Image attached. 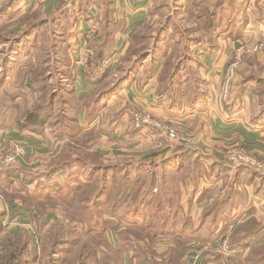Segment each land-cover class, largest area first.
I'll return each instance as SVG.
<instances>
[{
  "label": "crops",
  "instance_id": "1",
  "mask_svg": "<svg viewBox=\"0 0 264 264\" xmlns=\"http://www.w3.org/2000/svg\"><path fill=\"white\" fill-rule=\"evenodd\" d=\"M160 1L22 0L14 11L21 19L38 8L41 9L39 11L45 8L46 14L54 8L59 9L54 12L53 17L60 18L65 28L68 25L66 39L73 38L76 22L81 25V30L80 27L77 29L80 32L75 31L77 36L73 43L67 40L74 50H69L68 53L70 54L71 51L72 55H76L70 57L69 72L72 76L71 88L74 89L75 96L88 99L94 95L97 87L90 82L86 74L87 61L95 53V50L89 49L88 46L93 41L102 42L101 24L106 2L114 9V20L126 25V30L116 35L113 45L114 55L110 66L115 70L131 47L129 39L131 32L155 22L171 23L169 22L171 14H166L167 17L157 16L155 10L164 7L160 5ZM187 1L169 0L167 3L168 5L171 3L169 11H178V8ZM255 1L252 0L248 8V14L252 16L251 23L239 40L221 37L214 44L196 43L188 47L185 61L193 62L194 71L197 73V77L194 74V78L197 82L195 79L186 81L187 77L181 82L184 85L191 83L190 88L195 86L196 94L191 91L192 97H188L186 91V95L170 96L167 89L175 85V80L168 86L164 85L162 63L167 52L165 45L176 35L172 31L174 27L171 23L169 30L167 28L168 31L161 36V49L153 51L155 54L151 53L145 58L134 69L129 81L125 82L114 95L101 99L102 109L99 113L90 116L87 108L82 107L77 117L78 125L83 128L81 142L75 143L68 135H57L49 129L43 134L26 130L1 131V150L14 149L17 146L24 150V156L16 165L24 173L39 175L58 163L68 170L52 178L35 180L29 186L31 193L35 194L38 183H45L47 190L41 189L39 193L43 195V200L44 196L51 200L63 186L65 191H68L67 186L72 189L75 181L87 183L83 179L85 174H82V171L89 173L93 168L100 169L103 174L102 169L105 166L118 165L136 170L143 165L146 178L152 175L155 181L164 183L166 170L174 171L183 166L178 175H184V168H187L188 175L185 176V180L178 182L175 190L171 192L177 201L175 208H169L166 201L159 203L161 206L158 207L150 202L148 207L143 209L132 210L124 206L118 212L119 220H112L115 222L111 228L109 226L105 228L102 224L97 226L100 231L105 229L103 239L107 246L118 247L121 232L134 227L136 221L151 217L157 230L160 222L169 219L170 224L164 230L181 233L178 242L170 237H162L151 244H148L147 237L140 241L141 245H147L154 250L159 261L165 259L170 249L178 248L183 253L180 264H245L253 248L264 244V239L259 242L254 239V234L261 226L264 227V176L253 169L232 167L224 161V156L231 148L243 146L254 156L264 157V115H261L260 96L255 93L258 85L252 83L250 89H246L240 97V82L245 76L257 73L260 78H264V54L257 55L260 68L244 60L229 96L224 98L222 91L235 52L243 44L252 45L264 40V5ZM8 2L9 0H0V9ZM24 6L29 9L22 10ZM172 6H174L173 10ZM29 11L31 12L28 13ZM11 13L12 11H9L0 16V27L7 23L9 19L7 16ZM1 17L6 21L3 22ZM18 27L19 23L11 31H17ZM77 40L81 43L77 44ZM78 45L81 46L82 57L75 51ZM108 67L109 63L105 62L102 69ZM180 69L181 66L176 71ZM183 72L184 70L181 75ZM120 78V73L114 74L112 82L115 83ZM180 78L181 76L178 80ZM138 113L149 115L162 127L155 124L137 127L134 116ZM166 126L175 129L190 142L183 143L169 139L164 134ZM69 146H73L72 149L76 148V152L96 154L100 163H87L83 159L85 156L81 154L73 152L67 154ZM183 156L187 159H182ZM90 159L93 157L86 158V160ZM134 175L132 173V179ZM156 189H152L150 198H154L153 190ZM161 198L164 200L167 198L164 191ZM216 203L221 204L217 221L214 224L211 221V224L203 226L201 231L202 229L199 228L204 210ZM1 213L5 217L3 226L6 233L0 238V252L8 236L25 229L32 234V249L38 253L36 263L43 264L46 256L44 254L40 256L37 232L40 229H47L52 224L48 223V220L54 217L55 212L49 209L45 219L40 221L35 216L36 213L31 214L24 203L14 201L5 205ZM206 230L215 233L226 232L227 235L224 238L209 240L204 235ZM238 232L254 243L243 252L229 255L228 240L232 234ZM106 244L100 246L106 247ZM97 253L99 259L107 255L102 250H98ZM133 255L132 250L128 251L125 254L124 264H134ZM146 260L147 257L142 258V263L144 264Z\"/></svg>",
  "mask_w": 264,
  "mask_h": 264
},
{
  "label": "trees",
  "instance_id": "2",
  "mask_svg": "<svg viewBox=\"0 0 264 264\" xmlns=\"http://www.w3.org/2000/svg\"><path fill=\"white\" fill-rule=\"evenodd\" d=\"M22 0H9V2L0 9V16L12 11L11 18H14L0 27V48L4 46L7 42V36L15 26L20 23L21 19L17 18L15 13L16 6ZM252 0H189L185 5L178 8V11L182 14H186L188 17L173 15L170 17L169 22L172 23L174 30L179 31V23L181 20L189 19L196 21V25L193 27H185L186 31L183 35L187 33H193L195 38H197L196 43H204L203 37H198L197 34L204 32L206 33L210 40H217L218 38H232L234 40H239L246 30V28L251 23V14H248V7L251 5ZM256 3L262 2L264 5V0H256ZM163 7H159L155 10L158 14H161ZM175 11V12H178ZM114 9L109 6L106 2L105 13L103 21L101 24L102 29V42H91L88 46L89 49H94V56L90 57L87 61L86 74L90 79V82L96 84V90L91 98H77L74 94V89L72 88L69 95L71 98L69 100L65 99L66 91L63 89H53L49 83L47 76H44L45 72L43 67H34L31 63L32 60L28 52H25L23 56H17L6 63L9 65L6 67L4 72L0 70V130L5 131L6 129L18 130V131H30L35 134H43L45 130H52L57 135L66 134L75 143H79L82 140L83 128L78 125L79 121L77 119L78 114L82 107L87 108L90 116H94L99 113L102 109L100 103L102 98L111 97L120 88L123 87L124 83L129 81L133 74L134 69H136L151 53L155 54L156 50H160L161 36L167 31V25L165 21H161L156 25L158 28L156 34L154 35L150 32L151 24H147L141 28H138L130 33L129 39L131 42V47L123 57L119 67L117 69H112V58L114 55L113 45L115 42V37L119 32H124L126 30V25L123 22H116L113 18ZM171 12V11H170ZM174 12V11H173ZM261 13V10H259ZM170 14V13H169ZM16 17V18H15ZM175 17V18H173ZM2 18V17H1ZM10 18V19H11ZM9 20V19H8ZM170 23V24H171ZM68 25L66 31L68 30ZM31 36L33 39L36 37V32L31 31ZM154 41V52L150 51V42ZM181 42H186V39L181 38ZM62 45V43H60ZM212 44V43H211ZM189 47V46H188ZM186 46L184 48L183 59L186 58V52L188 50ZM58 51V50H56ZM23 57V58H22ZM169 56L167 53L164 54V58L167 59ZM180 58V57H179ZM178 58V59H179ZM134 59V61H133ZM133 61L130 68L125 70V75L121 77L117 82L113 83L112 78L114 74H121L122 66H125L126 62ZM109 63V67L102 69L104 63ZM181 62V61H180ZM179 62V63H180ZM246 62L252 66L256 65L260 68L258 62L255 60L246 59ZM178 63V64H179ZM177 64V66H178ZM67 65V64H66ZM69 66V64H68ZM171 71L173 81L176 76V69ZM70 79V78H67ZM93 79V81H92ZM252 83L258 85L255 89V93L260 96V106L261 115H264V78H260L257 73H251L245 76L240 82V97L243 96L246 89H250ZM31 96L35 99L32 108L27 109L24 113L19 112V105L16 104L21 99H25V96ZM61 100V101H59ZM59 102V103H58ZM67 104V108H63L64 104ZM19 104V103H18ZM61 104V105H60ZM61 108V109H58ZM21 109V107H20ZM69 115V116H68ZM0 131V132H1ZM65 136V135H62ZM182 159H187V157H182ZM183 169L179 167L174 171L166 170V176H164V193L166 198V203L169 208H175L176 199L171 195V192L175 190L176 185L187 173V168H184V175H178ZM16 170V171H15ZM20 168L17 166L8 167V169L0 170V183L3 187H8L12 182L18 181L27 194L25 195L24 204L28 199L31 201L32 206L41 205L45 206V202L49 200L45 198L43 200V195H41L40 188L44 187L42 190H47V185L39 184L37 185L35 194L28 191L29 186L35 181L41 178H52L53 176L68 172L67 168L60 166V164H55L50 169L42 172L39 175L26 174L20 175ZM102 181L103 186L101 187V195L98 193L94 196L96 198L94 207L103 206V222L95 223L94 215L90 212L88 203L84 205V208L80 209V215L83 218H87L91 223L85 222L77 219L72 220L68 228L62 225H51V228L46 231L48 234L44 236V247L43 252L46 248L52 246L53 249L59 247H67L65 249L64 257H67L66 263L68 264H124L125 254L132 250L134 252V264H143L142 258L147 257L144 264H180L183 258V253L180 252L178 248H172L168 251L165 259L159 261L152 248L147 245H141V239L147 237L148 244L155 242L162 237H170L172 239L178 240L181 237V233L166 232L164 229L170 224L169 219L159 223V228L155 230L154 222L151 217H147L140 221L135 222L134 227H130L127 230L121 232L120 235V245L118 247H112L111 252L106 255V257L98 258V253L96 249L102 241L97 240L96 237H103L105 234V229L100 231L97 226L99 224L104 225L106 228L114 219L119 220L118 212L130 201V193L132 188L139 184V181H133L132 179V169L125 166H105L103 169ZM20 173H19V172ZM136 171L138 174L140 172L144 173L145 169L143 165L139 166ZM92 177V175H91ZM146 180L145 188L143 189V202L150 199L151 192L155 183V177L149 175ZM76 184H84L83 181L78 180ZM86 184V183H85ZM89 184V183H88ZM87 185H81L85 188ZM132 187V188H131ZM78 188V186H77ZM72 189L68 190L71 191ZM43 191V192H44ZM19 193V192H18ZM40 196H38L39 194ZM78 190L72 194L63 195L62 199L72 200L77 198L82 200L83 204L87 201L85 195H77ZM75 194V195H74ZM74 195V196H73ZM37 197H40L37 199ZM61 197V195H56V199ZM51 199V200H52ZM44 205V206H43ZM38 206V207H41ZM220 203L209 206L204 210L201 219V227L214 224L217 221V216L220 213ZM46 207V206H45ZM223 208V206H222ZM76 214L77 211L73 210ZM100 215V214H99ZM73 219V218H72ZM4 232L3 227L0 223V237ZM205 237L209 240L224 238L227 233L219 232L215 233L212 230L204 231ZM238 232L237 234H232L230 240L227 243L228 254H235L236 252L244 251L249 248L254 242L244 237ZM45 234V233H44ZM255 238L259 242L264 239V227L261 226L259 230L254 234ZM178 242V241H177ZM0 252V264H35L38 260L37 253L32 249V234L25 230L20 229L16 234L10 235L5 239ZM111 247V246H110ZM55 250V249H54ZM52 250V251H54ZM31 253L29 254V252ZM49 251L48 259L51 260L49 264H62L63 258L55 257L50 254ZM53 257V258H52ZM245 264H264V244L255 246L253 248L252 254L246 260Z\"/></svg>",
  "mask_w": 264,
  "mask_h": 264
},
{
  "label": "rangeland",
  "instance_id": "3",
  "mask_svg": "<svg viewBox=\"0 0 264 264\" xmlns=\"http://www.w3.org/2000/svg\"><path fill=\"white\" fill-rule=\"evenodd\" d=\"M168 1L169 0H161L160 1V5H164V7H163L164 9L161 11L162 13L159 14L160 17H167L166 14H169V13L171 14V16L176 14L179 16L188 17L185 13L182 14L180 9L178 12H175V11L170 12L169 10H170L171 3L168 5L167 4ZM173 8H174V6L171 7L172 10H173ZM28 9H29V7H27V6L22 7V10H28ZM39 10H41V9H39V8L35 9V11H32L33 13L28 14L27 16H23L21 18L20 23H19L18 30L17 31H15V30L11 31V33H9V36H7V42H5L6 44L0 48V70H2L1 72H4L5 68L6 67L8 68V66H9L8 64L10 63V60L12 58H15V57L21 56V55L23 56V54L25 52H28L29 55H31L30 59L32 60L31 63L34 65V67H43V70L45 72L44 76H47L48 80L50 79L49 83L51 85V88L58 89L61 87V89H63L64 91L67 90L68 93H66L65 99L68 98L67 100H69V98H71V96L69 95V92H71V90H72V88H71V77L72 76H71V73L69 72L70 68H69L68 64H70V62H71L70 57L73 53L71 51H70V54L68 53L69 50H73V48H71V45L69 44L70 43L69 41H71L73 43L74 38H76V36H77L75 34V31L80 32L77 29L80 27V30H81V25L78 22H76V24L74 26L75 31L73 34V38L72 39H66L65 34L67 31L65 28V24H63L61 22L60 18H57L56 16L53 17L54 12L58 11L59 9L54 8L51 10V12L49 14H46L44 12L45 8L43 11H39ZM30 12L31 11H29L28 13H30ZM157 16H158V14H157ZM7 17L9 18L8 21L14 19V18H11V16H9V14ZM2 21L5 22L6 19L2 18ZM158 23L159 22H155L153 24H158ZM170 25L171 24L167 25L168 30L170 28ZM195 25H196V21H194V20H189V19L181 20L179 23V26H180L179 31H178V29L177 30L172 29V31H174L176 35L173 36L170 41H168L167 45H165L166 50H167L166 53L169 56L167 59H165L163 57L164 62L162 63L163 64L162 75H163L165 86H168L170 84V82H172L171 81L172 78H170L171 71H173L175 69V65L177 66V64L181 61L177 66V68L179 66H181V69L178 72L175 71V72H177L176 76L173 79V81L175 80L174 81L175 85L173 84V87H169V89H167L168 94L170 96H181L182 94L183 95L187 94L188 97H192V92L194 94H196V91L194 89L195 86L193 88H190L189 85L191 83L184 85L183 82H181L183 79H186V77H187L186 81H190V79L196 80V78H194V77L195 76L197 77V75H196L197 73L194 71L195 68L193 66V62L185 61L186 58L183 59V57H182L184 54V51H183L184 48L186 46L191 47L193 44H196V41H197V38H195L193 33H187V34L183 35L186 31L185 27H183V26L191 28ZM150 28H152V29H150L151 34L154 35V37H156L157 36L156 32H157L158 28H156V25H152V26H150ZM32 30L34 32H36V34H37L34 39H33V36L30 35ZM197 35H198V37L204 38L203 42L205 44H211V43L214 44V42L216 41L215 39L210 40L209 36L204 32H201ZM181 38L186 39V42H181ZM67 40H69V41H67ZM259 42L264 43V40H262V41L260 40ZM60 43H62V45ZM79 43H81V42L79 40H77V44H79ZM153 45H154V41L150 42L149 47H151L150 51H152V52L155 51L154 48L152 47ZM56 50H58V51H56ZM75 51H77V54L79 55L80 51H81V46L78 45V47ZM82 54H83V51H82ZM259 54H264V52L246 54L242 59V61H243L242 64L244 63V60L246 62V59H249V61L250 60H253V61L256 60L257 61V55H259ZM186 55H188V51H187ZM74 56L76 57V55L73 54L72 57H74ZM80 57H82L81 54H80ZM6 61H8V64L6 63ZM133 61H134V59H133ZM133 61L126 62L125 66H122L123 71L121 72V77H123L125 75V73H124L125 70H127L128 68L131 67V65L133 64ZM229 66H230V64H229ZM239 68L237 69V71L235 73V77L232 81L231 88H232V86H233V84H234V82L238 76ZM182 70H184V72L181 75ZM228 71H229V67L227 70L226 77L224 79L223 90H224L226 78L228 76ZM194 74H195V76H194ZM180 76H181V78H180V80H178ZM67 78H70V79H67ZM196 82H197V80H196ZM185 91H186V94H185ZM222 96L224 97L223 91H222ZM24 98L25 99H21L18 102H16V104L19 105L20 114H21V112L24 113L27 109L32 108V106L35 102V99L31 96L26 95ZM59 101H61V100H59ZM20 107H21V109H20ZM63 108H65V109L67 108L66 103L64 104ZM58 109H61V108L58 107ZM103 115L105 117V114H103ZM136 115L141 117L142 114L138 113ZM135 116H134V120H135ZM144 117H149L152 122L149 124H145L144 122L137 123L136 121H134L136 123L137 127H141V126H145V125H154V124L158 127H162V125L155 123L154 120L149 115H145ZM105 120H106V118H104V121ZM169 128H171V127H169ZM171 129H173V128H171ZM6 130H11V129H6ZM180 136H182V135H180ZM187 142H190V141H187ZM72 148H73V146H69L68 151H66L67 154L72 153V152L74 154L75 153L81 154L82 156L83 155L85 156V158L83 157V159L87 163H93V164L100 163L99 158H97L96 154H91V153L85 152V151L84 152H80V151L76 152L75 151L76 148H74V149H72ZM238 149H240L239 146L233 147L229 151H234V150H238ZM0 151H1V149H0ZM248 153H249L250 157H252V158L254 157V159L256 158L259 160H264V157L254 156V154L250 153L249 150H248ZM24 154H25V152L23 150V155L20 157V159L24 156ZM67 154H66V156H67ZM226 154L224 156V161H226V159H225ZM88 157H93V159L86 160V158H88ZM19 160L17 161V163L13 164L12 166L15 167L19 163ZM9 167H11V166H9ZM232 167H235V166H232ZM239 167L252 169L250 167L243 166V165H241ZM235 168H237V167H235ZM2 169H8V167H0V170H2ZM99 170L100 169H94L93 168V169H90L89 173H88V171H82L83 172L82 174H85V177L83 179L86 180L87 183L79 185V184H76L78 182L75 181L73 186H72V190L69 192L65 191L64 186H63L62 188H60V191H57V194H56V195H61V197H58L57 199L47 200L44 203L46 207L44 205H43L44 207H42L41 205L32 206L31 201H29L28 199L26 200L24 205H26L30 209L31 214L36 213L35 216H37L40 221H43L45 219V216L48 214L49 209L52 210L53 212H55V215H54V217H51L50 220H48V223H52L51 225H59L60 224L63 227L68 228L67 225H69L70 222H72V220L75 221L76 219H77V222H79L78 220H82V221L91 223L90 221H92V220H89L87 218H83L80 215L81 214L80 209L84 208L85 207L84 205H86L88 203V207L90 209V212L93 213V215H94L93 224L101 223V222H103V215H102V213L104 211L103 206L98 205L99 207H96V208L94 207V203L96 200V198H94V196L97 195L98 193H100V195H101V187L103 186L102 172H100ZM146 170H148V169H146ZM151 170H153V169H151ZM253 170H255V169H253ZM19 171L18 172L20 173V175L18 174V177L19 176L21 177V175L25 176L27 174V173H24L22 171V169ZM132 171H133V174H135L133 177V179H134L133 181L134 182L139 181V184H136V186L133 188L131 187L132 192L130 193V197H129L130 201H128V203L125 205V207L126 208L128 207L132 210L137 209V208L143 209L145 207H148V204L150 202H152V204L156 207L161 206V205H159V203L166 201L163 198H161V194L163 193L162 190L164 189V183L155 181L153 188H157V189L155 191L153 190L154 198L152 197V198L147 199L146 201L143 202L142 192H143V189L145 188L146 183L149 181L146 180V176H145L146 174H144L142 172H140L141 174H138V172H134V171H136L135 169H132ZM69 174H70V171H69ZM91 175H92V177H90ZM187 175H188V171L185 174V176H187ZM261 175H263V174H261ZM185 176L180 181L185 180ZM88 182H90V183L88 184ZM87 184H88V186H86L85 188H83L81 186V185H87ZM77 186H78V188H77ZM67 188H68V190L70 189L69 186H67ZM41 189H43V188L41 187L40 190ZM77 190H78L77 195H79V196L85 195L84 199H87V201L84 204H83L82 200L77 199V198H73L72 200L62 199V196L65 195V193L66 194H69V193L72 194ZM28 191H30L29 188H28ZM161 191H162V193H161ZM25 195H27V194H25V191L23 189L21 190V186L18 183V181L12 182L11 185L8 187H3V186H1V183H0V223L4 229V232L2 234L3 237H4V234L6 233L5 232L6 230L3 226V223H4L3 218L5 219V217L1 213L3 207H5V205H7L10 202L14 203V201H16L20 204H23L24 199H25ZM38 206H41V207H38ZM73 210L77 211V214ZM113 222H115V221H112L109 224V228L112 227ZM79 224H81V223L79 222ZM51 225L49 227H47V229H40V231L37 232V245H38L39 251L41 252L40 256L43 254L46 256V261L43 264H49V262L51 261L47 258L50 250H51L50 254L54 253L55 257L58 256L55 259H58L59 257L60 258L64 257L65 256L64 255L65 249H68L65 246V247H59V248L55 247L54 248L55 250H54L52 246H49V248H46L45 252H43L42 249H43L44 245H46V244L43 245L44 236H46L48 234V232H46V231H48L51 228ZM110 230H111L110 232H112V229H110ZM96 238H97V240L102 241L103 244H106L103 237H100V238L96 237ZM98 248L99 249H96V250H102V252H106V254L108 255V253L111 252L112 247L107 246V244H106V247L99 246ZM52 250H54V251H52ZM52 256H53V254H52ZM67 257L63 258L64 262L62 264H68V263H66ZM39 259H40V257H39Z\"/></svg>",
  "mask_w": 264,
  "mask_h": 264
},
{
  "label": "built area",
  "instance_id": "4",
  "mask_svg": "<svg viewBox=\"0 0 264 264\" xmlns=\"http://www.w3.org/2000/svg\"><path fill=\"white\" fill-rule=\"evenodd\" d=\"M264 52V43L263 42H257L252 45L243 44L240 46V48L235 52L232 61L229 66L228 76L225 81L223 95L224 98H227L232 81L235 77V73L237 69L242 65V59L246 54L250 53H260ZM145 115L135 116V121L137 123L144 122L145 124H149L152 121L149 117H144ZM164 134L169 137V139L177 142H187L189 139L185 136H180L174 129L169 128V126H166L164 129ZM240 149L234 150V151H228L226 154V163L239 167L241 165L250 167L252 169H255L257 172L264 175V160L254 159V157H250L248 150L243 147L239 146ZM23 155V150L20 147H15L14 149H3L0 151V167H9L13 164L17 163V161L20 159V157Z\"/></svg>",
  "mask_w": 264,
  "mask_h": 264
}]
</instances>
